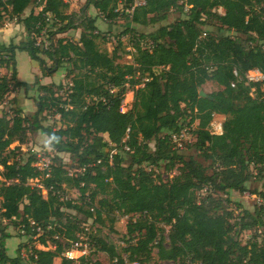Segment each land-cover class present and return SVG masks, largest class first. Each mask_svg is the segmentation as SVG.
<instances>
[{"label": "trees", "instance_id": "trees-1", "mask_svg": "<svg viewBox=\"0 0 264 264\" xmlns=\"http://www.w3.org/2000/svg\"><path fill=\"white\" fill-rule=\"evenodd\" d=\"M145 1L129 13L135 0H87L85 7L98 12L91 16L85 7L69 12V0H0V26L16 19L26 30L22 43H0V69L10 71L0 70V106L15 88L30 87L18 79V50L39 61L42 75L66 68L60 84H41L36 77L33 114L20 107L13 115L0 114V220L29 237L10 256L6 240L13 235L0 226V264H56V258L60 264H105L90 254L78 261L64 255L87 227L93 255L104 252L112 264H148L155 248L159 260L179 264H264V189L253 190L260 203L244 208L237 219L226 206L232 191L249 190L253 176L264 179V80L246 78L252 69L264 74V0ZM173 12L178 18L153 31L136 27L167 22ZM100 15L128 20L112 51L101 48L99 40H108L97 26ZM78 28L79 38L64 35ZM43 34L49 45L38 43ZM126 35L132 53L122 41ZM124 55L132 62H124ZM208 82L218 89L202 96ZM130 89L134 102L124 111ZM216 114L225 116L221 133L211 129ZM49 116L61 125L44 124ZM185 126L194 137L184 149L196 155L174 148L171 135ZM40 130L56 152L49 176L35 166L37 154L20 146ZM14 142L20 145L12 148ZM199 157L218 169L209 172ZM161 167L179 172L164 179L154 169ZM36 178L42 187L30 182ZM206 185L227 197L209 194L200 201L198 192ZM65 187L77 188L80 196L62 199ZM120 215L139 218L128 221L119 249L92 226L108 225L115 232ZM243 233L254 235L244 243ZM33 241L54 248L31 246L23 258V248Z\"/></svg>", "mask_w": 264, "mask_h": 264}, {"label": "rangeland", "instance_id": "rangeland-1", "mask_svg": "<svg viewBox=\"0 0 264 264\" xmlns=\"http://www.w3.org/2000/svg\"><path fill=\"white\" fill-rule=\"evenodd\" d=\"M38 1V0H37ZM86 1L87 0H78V6L75 7L76 10H74V13H79L86 5ZM40 8V7H38ZM86 8V12L87 14L89 13L91 16H95L94 15V8L93 5L89 6V7H85ZM70 9H71V5H70ZM69 9V11H70ZM41 10V8H40ZM88 14V15H89ZM178 14L176 13H172L169 20L167 22H162L156 25H151L148 27H142V26H136L137 29L141 32H150L155 30L156 28H158L161 24H165V23H169V22H173L176 18H178ZM101 17V18H100ZM100 17L98 18V23L101 25L99 28L100 31H102L103 33H107V40L108 41H100V45L102 49H106L109 51H112L113 48L116 46V41H117V35L124 31L127 27L128 24V20L124 17H122L121 19H117L116 22H112L109 20H106L102 15H100ZM102 19V20H101ZM15 23L17 22L16 19L13 20H7L5 21V23ZM213 29V28H212ZM81 29L77 30V29H71L68 32V37L70 38H79L80 37V33H81ZM26 33V32H25ZM26 37V35H25ZM122 41L124 43V46H126V49L132 53L134 52V48L132 46V41L129 39L128 35L123 36L122 37ZM38 41L44 42L45 45H49V42L47 40V36L45 34H43L42 36H40L38 38ZM44 57V55H43ZM17 67L19 66L20 72H21V78L28 82V81H32L34 80V71H36L37 69H39L40 67V63L39 61H37L36 59L31 58V56L29 55V53L27 51H22L20 52V50H18V55H17ZM124 62H128L131 63L132 62V56L131 55H124L123 59ZM47 61V65L48 66H52L53 62L51 60H49L48 58H46ZM1 73L2 74H7L10 75V71H8V69L6 68H1ZM56 73L54 80L56 82H59V77L60 75L63 73V80L62 82H65V73H66V68L64 67H60L58 69V67L55 68V70L51 73ZM60 82V83H62ZM35 81L30 84L29 90H26L27 88L24 86L15 88L13 92H11L5 99V102L1 105L3 106L2 108H0V114L2 112H8L10 115H13L15 112L14 110L17 107H20L22 110L23 108L25 109V115H31L33 113H29L32 111L36 110V104L34 102H30V99L36 98L39 95V91H38V87L36 84H34ZM57 83V84H60ZM264 88V86H263ZM218 89V86L215 83L212 82H208L206 85H204L203 90L206 92H212ZM24 95H29V99H26V102L28 103L27 105H22L23 108L21 107V103H19L18 98L20 99L21 102H23L25 100ZM134 91L132 89H130L128 91V93L125 96V99L123 101V110L127 111L128 109L131 108L133 102H134ZM15 98V99H14ZM14 99V101H13ZM0 106V107H1ZM57 118H54L53 116H49L47 117V119H45V121L43 122L44 124H54V125H61L60 122L58 121ZM225 120V116H218L217 114L215 115L212 123H211V129L214 132H222V126H223V122ZM197 126V122H195L192 126V129H195ZM49 139L48 136H46L45 134H41L40 131L37 132H31L29 133V140L27 143L20 145L19 142H14L11 147L15 148L16 146L20 145L21 149L24 153H31L34 152L38 149L39 152L41 153V157H45V156H49L51 157V161L53 164V157L56 155L55 150L51 147L50 143L47 142L46 140ZM193 133H190V138L191 141L193 140ZM189 143V142H188ZM151 145L153 146L154 143L152 142ZM36 149V150H34ZM36 153V152H34ZM182 153L185 154H194L196 155V153L193 150H190L189 148H186L182 151ZM61 156L64 158V160L67 163H70L69 160V156L68 155H64L61 154ZM199 160L203 162V164L208 167L209 172H212L214 169H218V165L215 164L213 165L211 163L210 160H204L203 158L199 157ZM151 167V166H150ZM149 167V168H150ZM71 173H75L77 170L74 167H69ZM156 170L157 174H160L162 178L164 179H169L172 176L178 174L179 170L174 169L172 171L169 172H165L164 168H154ZM0 171H3V167L0 166ZM33 185L36 184H40L42 183V179H32L30 181ZM248 187L249 190L244 192V193H240L237 191H232L231 193V203H228V205H226L229 209H231L233 211V220L237 219L236 217L240 216V213L242 215V211L243 209H251L253 210L256 206V204L258 205L260 203V200L258 199L259 196L255 193H253L254 189H258V190H263L264 189V179H259L256 178V176H253L249 182H248ZM63 196L67 197V198H71V199H77L80 196V192L77 188H72V187H65L64 190L61 192ZM212 194L213 196L216 197H227L226 194L224 193H218V191H216L215 189H213L210 185H206L201 191L198 192V199L201 201L203 200L207 195ZM43 195L46 197L47 196V192L44 191L43 189ZM241 204V206H239V204ZM70 212V210H69ZM136 220L139 218L138 215L135 216H118L116 222L114 223L113 227L115 229V232L111 231L109 226H100L98 224H95L92 226L93 230H96L97 228L100 229V234L102 236H104L108 241L110 242H114L119 246V249L122 246H125V244L122 241V235H124V233H126L127 231V223L130 219ZM1 224L0 226L3 228H5L6 232L11 233L13 236H11L10 238H8L6 240V251L8 253V255L10 256H15L17 254V248L18 245L20 243L22 244H27L29 242V237L28 236H23L20 237L19 233L20 230L18 228H16V226L14 225L13 222L9 221V220H0ZM91 223V222H89ZM165 235H167L169 228L166 227L165 228ZM254 235V233H243L241 235V239L244 243L250 241V239L252 238V236ZM167 238V236H166ZM168 239V238H167ZM261 239V238H260ZM49 246H44L42 244H40L37 241H33L31 243V245L29 244L27 247L23 248V252L25 253V257L27 259V250L29 248H31V246H36L38 248H42V249H49V248H54V246L52 245V243L48 244ZM123 256L128 257V253L125 251H121ZM157 249H154V258L148 263V264H179V262H174V261H168V260H159L158 256H157ZM90 256L92 257V259L94 260H100L102 262H104L105 264H112V261L110 260V258L108 257V255L104 252H96L94 255L93 253L90 254ZM61 259V258H60ZM57 260V262H59V259L56 258L55 261ZM140 264L141 261L138 260Z\"/></svg>", "mask_w": 264, "mask_h": 264}, {"label": "built area", "instance_id": "built-area-1", "mask_svg": "<svg viewBox=\"0 0 264 264\" xmlns=\"http://www.w3.org/2000/svg\"><path fill=\"white\" fill-rule=\"evenodd\" d=\"M145 3H146L145 0H135L133 7L130 10H127V12L132 13V11L134 10L136 6L143 5ZM42 7L43 6L41 5L40 8L42 9ZM46 15H47L48 21L53 20L51 14L48 13ZM204 35H206V33H204ZM38 43L40 42L38 41ZM235 74L238 75L237 71H235ZM246 78L249 82L262 81L264 80V74L259 69H252L246 73ZM145 80H148V78H146ZM232 85L235 86V82H232ZM171 139H172V142L174 143V148L178 150L184 149L186 144L188 142H191L190 128L188 126L183 127L181 131L173 133L171 135ZM125 149L129 150L130 148L128 146H125ZM34 152H36L37 154V152L39 151L37 149ZM113 152H115V150ZM41 156H42L41 153L37 154V161L35 163V166L37 167L38 170H40L43 173V175L49 176L51 172V168H52L51 157L49 156L41 157ZM36 179H39V178H36ZM36 186L42 187V183L36 184ZM44 191H46L48 194V191L46 189H44ZM61 198L65 200H71V198L69 199L63 196L62 193H61ZM258 199L261 201L260 198ZM91 210H95L94 205L91 206ZM124 216H129V215H124ZM88 231H89V228L87 227L85 232L79 234L78 239H75L71 242V247L64 253L66 257L75 259L76 261H78L80 257L88 256L89 254L93 252V240L90 237V234ZM22 257L26 259L25 253L23 252V250H22ZM132 264H140V263L138 260H135L132 262Z\"/></svg>", "mask_w": 264, "mask_h": 264}, {"label": "crops", "instance_id": "crops-1", "mask_svg": "<svg viewBox=\"0 0 264 264\" xmlns=\"http://www.w3.org/2000/svg\"><path fill=\"white\" fill-rule=\"evenodd\" d=\"M70 1V5H71V9H70V11L69 12H75L74 10H76L75 9V7L76 6H78V0H69ZM93 8H94V15H97L98 14V12H97V10L95 9V7L93 6ZM32 10H33V7L31 6V7H29V8H27L26 10H25V16L26 15H28V14H30L31 12H32ZM40 11V8H36L35 9V12L37 13V12H39ZM101 18V17H100ZM102 20V19H101ZM98 21V20H97ZM97 26L99 27V28H101L100 26V24L97 22ZM77 30H80V28H78ZM101 30V29H100ZM26 30H25V25L22 23V22H15V23H4L2 26H0V43H4V44H10V43H14V44H20V43H22L23 41H25L26 40V37H25V35H26ZM69 32V31H68ZM68 32L67 33H65L64 35H66V36H68ZM82 32V31H81ZM80 35H81V33H80ZM20 52H22V50H20ZM17 55H18V51H17ZM17 55H16V59H17ZM30 55V54H29ZM32 58V57H31ZM17 69H18V79L20 80V81H22V82H26V81H24L22 78H21V72H20V69H19V66L17 67ZM34 80H32V81H28V82H26V83H29V84H32L35 80H36V77H39V79H40V82H41V84H51V83H60V82H62V80H63V73L60 75V77H59V82H56L55 80H54V77H55V75H56V73H53V74H49V75H47V76H45V75H42V72H41V68L39 67V69H37L36 71H34ZM24 98H25V100L23 101V102H21L20 101V99L18 98V100H19V103H21V107L23 108V106L22 105H27L28 103V101L26 102V99H29L30 97H29V95H24ZM30 102L32 103V102H34L35 104H36V101H35V98H33V99H30ZM3 106H1L0 108H2ZM36 108H37V106H36ZM36 111V110H35ZM35 111H32V112H29V113H33V112H35ZM25 112V109L23 108V114H25L24 113ZM218 116H222L221 114H217ZM222 129V128H221ZM40 133L41 134H45V132L44 131H42V130H40ZM219 133V132H218ZM46 135V134H45ZM47 136V135H46ZM46 140H47V142L48 143H50V139H47V137H46ZM59 259V262H57V260L55 261V263L56 264H60L61 263V259L60 258H58Z\"/></svg>", "mask_w": 264, "mask_h": 264}, {"label": "water", "instance_id": "water-1", "mask_svg": "<svg viewBox=\"0 0 264 264\" xmlns=\"http://www.w3.org/2000/svg\"><path fill=\"white\" fill-rule=\"evenodd\" d=\"M200 94H201L202 96H206V92H205L204 90H201V91H200Z\"/></svg>", "mask_w": 264, "mask_h": 264}]
</instances>
